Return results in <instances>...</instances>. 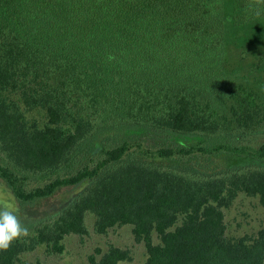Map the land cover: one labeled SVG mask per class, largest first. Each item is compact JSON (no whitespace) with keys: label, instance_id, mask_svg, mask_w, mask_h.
<instances>
[{"label":"trees","instance_id":"obj_1","mask_svg":"<svg viewBox=\"0 0 264 264\" xmlns=\"http://www.w3.org/2000/svg\"><path fill=\"white\" fill-rule=\"evenodd\" d=\"M263 39L257 0H0V178L24 205L82 185L0 264L63 253L89 218L132 225L146 264H264V228L226 221L238 192L264 207V69L231 60Z\"/></svg>","mask_w":264,"mask_h":264},{"label":"rangeland","instance_id":"obj_2","mask_svg":"<svg viewBox=\"0 0 264 264\" xmlns=\"http://www.w3.org/2000/svg\"><path fill=\"white\" fill-rule=\"evenodd\" d=\"M233 64L240 67L241 74L244 72H256L257 65L262 64L264 69V39L260 43H250L244 47L235 46L231 53ZM29 117L37 118L43 122V112L34 111ZM218 158L220 166L232 167L239 163H250V160H236L235 157L227 159ZM227 163V164H226ZM82 185H75L60 189L52 197L40 200L34 204H22L14 195L8 184L0 178V200L12 199L15 207L19 210L18 215L22 224L29 229V235L35 228L41 225L42 220L49 214L56 213L70 203ZM11 194V197L10 195ZM226 221L228 224L227 235L232 240H238L244 236L257 237L264 228V207L259 197L249 196L244 192H238L231 206L226 209ZM33 223V224H32ZM88 226L90 234L85 237L77 235L68 236L65 239V251L53 253L47 246H40L35 251L23 254L20 264H92L91 257L101 259L99 252L105 253L110 246H116L131 253V260L120 264H146L147 249L144 242H138L133 233L132 225L117 226L107 234H97L94 231V220L89 218ZM155 242L160 239L155 237Z\"/></svg>","mask_w":264,"mask_h":264},{"label":"clouds","instance_id":"obj_3","mask_svg":"<svg viewBox=\"0 0 264 264\" xmlns=\"http://www.w3.org/2000/svg\"><path fill=\"white\" fill-rule=\"evenodd\" d=\"M257 2L264 3V0ZM12 199L0 200V251L8 250L14 241L29 235V229L22 224L19 210L12 203Z\"/></svg>","mask_w":264,"mask_h":264}]
</instances>
